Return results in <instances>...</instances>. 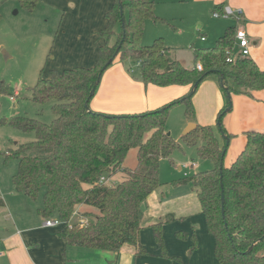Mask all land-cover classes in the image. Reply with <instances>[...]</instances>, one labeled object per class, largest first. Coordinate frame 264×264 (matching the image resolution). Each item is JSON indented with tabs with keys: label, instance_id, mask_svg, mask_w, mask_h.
Returning <instances> with one entry per match:
<instances>
[{
	"label": "trees",
	"instance_id": "16d2710c",
	"mask_svg": "<svg viewBox=\"0 0 264 264\" xmlns=\"http://www.w3.org/2000/svg\"><path fill=\"white\" fill-rule=\"evenodd\" d=\"M18 1L32 12L43 0ZM106 18L108 24L102 32L106 43L94 66L51 70L48 77L42 73L32 89L34 103L53 102L52 123L29 117L9 120L13 127L36 134V140L16 144L14 151L7 154V159L14 158L19 163L13 177L15 189L34 201L44 191L43 207L38 213L46 220L55 217L65 223L59 236L67 246L113 253L132 246L137 254H147L140 240L144 206L162 186L161 160L183 149L168 131L170 109L183 104L187 119L196 127L186 132L181 141L184 146L195 147L199 158L210 161L213 169L173 185H190L195 191L208 232L215 240L214 255L219 264H264V131H248L244 149L230 167L225 166L234 135L225 130L223 121L232 96L253 97L264 90V70L250 57L236 53L238 27L227 28L213 47L194 48L193 66L188 68L169 57L170 48L163 38L151 45L143 44L146 20H160L155 15L154 0H115ZM118 58L138 62L146 86H191V90L168 105L142 114L95 112L90 103L104 73ZM209 79L219 84L227 98L216 127L224 142L213 126L196 123L193 97L199 85ZM132 149L137 150L133 169L124 165ZM119 173L124 174L120 183H101L102 177L110 180ZM82 208L86 211L82 212ZM175 220L173 215H167L152 226L164 257L168 253L163 228ZM177 236L188 239L185 232ZM192 241L194 251L195 233Z\"/></svg>",
	"mask_w": 264,
	"mask_h": 264
},
{
	"label": "rangeland",
	"instance_id": "374dc122",
	"mask_svg": "<svg viewBox=\"0 0 264 264\" xmlns=\"http://www.w3.org/2000/svg\"><path fill=\"white\" fill-rule=\"evenodd\" d=\"M1 1L0 239L4 235L6 227L11 226L12 219L15 220L18 216L27 219L37 218L38 210L43 207L44 195L43 191L40 197L34 201L28 199L14 187L13 177L18 171L19 163L14 158L7 159V154L14 151L16 144L36 140V134L35 132H23L13 127L9 120L13 117H29L45 124L52 123L55 119L52 112L53 102L44 105L34 103L32 89L42 73L44 77H48L50 71L57 65L59 69H65L66 67L62 65H65L69 60L74 63L85 60L84 53L79 50L85 47L88 41L97 43L101 41L100 32L97 33L95 30L99 23H102L104 28L105 16L102 15L101 9L108 8L107 0H83L78 11H82L86 16L83 17V14L81 21H75V18L72 17L71 23L67 26L69 16L66 23L61 24L63 14L45 4H39L30 12L18 0ZM154 1L155 15L160 20L156 21L152 18L146 20L143 44L151 45L157 38H163L165 45L170 48L169 57L174 60L178 59L187 66L193 65L194 48L213 47L216 39L226 31L228 26L239 25V21L233 17L214 18V11L220 10H215V6H212L213 4L208 0ZM116 30L119 32L120 27L118 26ZM202 36L206 37L205 41H202ZM112 41L114 42V39ZM79 53L82 57L78 58ZM116 63L122 65L133 79L141 80L138 62L133 59L122 61L118 58ZM73 66L77 67V65ZM3 120L6 122H2ZM187 123L185 106L183 104L174 105L170 109L168 131L181 143L183 149L175 151L170 159L161 160L160 180L162 186L158 192H165L167 197L176 194V189H179L178 191L191 189L190 185H181L178 188L172 186L174 182L186 177L185 172L188 176H193L195 173L213 169V164L210 161L199 158L195 147L183 145L182 136L189 130ZM193 163L197 165L196 169L179 170L180 166ZM124 165L131 169L136 167V149L129 152ZM123 179L124 174L119 173L108 180L107 184L113 186ZM81 211L86 210L84 208ZM78 219L85 220L80 217ZM189 227L192 229L190 222ZM192 227L197 237L200 225L196 222ZM205 233L198 235L200 236L201 249L200 263L218 264L214 254L213 256L212 253L210 254V246L205 239L209 235L206 228ZM171 234L176 241L178 236L173 235V231ZM169 241H171L170 238ZM190 241L193 244V241ZM188 250L186 259L197 251V249L191 251V247ZM198 254L199 252L196 258Z\"/></svg>",
	"mask_w": 264,
	"mask_h": 264
},
{
	"label": "crops",
	"instance_id": "0c3cea01",
	"mask_svg": "<svg viewBox=\"0 0 264 264\" xmlns=\"http://www.w3.org/2000/svg\"><path fill=\"white\" fill-rule=\"evenodd\" d=\"M82 1L43 0L40 4L50 6L62 13L61 24L66 23L69 16L68 26L72 17L75 18V21H81L83 19L82 15L84 14L83 17L86 16L82 11H78ZM107 1L108 8L101 9L102 15L105 16L103 23L105 26L103 28L102 23H99L95 30L97 33L100 32L101 41L98 43L88 41L86 46L79 50L84 53L85 60L76 63L69 60L65 65L61 64L66 67L65 69H59L57 65L52 70L63 71L77 67L88 68L95 65L99 50L106 43L105 38L102 37V32L108 24L106 14L115 2V0ZM208 1L213 4L212 6H215V10L230 6L233 9L243 11L239 25L228 26L227 28L238 27L247 32L251 44L248 57L264 70V0ZM101 27L102 30H100ZM202 37L206 40L205 36ZM205 40L202 39V41ZM79 57H82L80 53L78 54ZM116 60L104 73L95 97L90 103L91 110L95 112L114 115L142 114L168 105L191 90V86H146L143 81L133 79L122 65L116 63ZM73 65H77V67ZM184 66L191 68L193 65ZM231 101L232 108L223 121L225 130L234 135L229 141L225 158V166L227 167L233 164L244 149L248 131H264V90L255 92L253 97L233 95ZM193 105L196 112V123L201 126H213L215 132L217 130L216 134L221 142H224L223 134L216 128L217 117L227 105V98L221 91L219 84L212 79L202 82L193 97ZM190 124L192 123L188 120V128ZM179 170H181V166ZM180 186L174 187L178 188ZM176 190V194L170 197H167L165 192L159 193L156 190L145 203V216L140 240L147 254H137L136 249L132 246L123 247L119 253L67 246L59 236L62 227L45 226L46 219L37 212V218L27 219L18 216L15 220L12 219L10 227H6L4 235L0 239V264H201L200 236L198 235L204 234L206 228L209 235L205 239L209 243L212 256L215 249V240L208 232L206 220L201 214V205L195 191L192 188L189 191ZM167 215H173L176 220L165 224L163 228L165 245L168 251V256L164 257L161 254L160 246L155 241L152 226L163 221ZM189 222L192 229L189 227ZM196 222L200 225L197 235V251L186 259L188 249L192 246L191 237L195 233L192 226ZM172 231L175 236L178 232H185L188 239L183 240L176 237L175 241L171 234ZM169 238L171 241H169ZM216 262L218 261L216 260Z\"/></svg>",
	"mask_w": 264,
	"mask_h": 264
},
{
	"label": "built area",
	"instance_id": "2783aa9c",
	"mask_svg": "<svg viewBox=\"0 0 264 264\" xmlns=\"http://www.w3.org/2000/svg\"><path fill=\"white\" fill-rule=\"evenodd\" d=\"M243 15V11L241 9H233L230 6H224L220 9V11H216L214 12L213 16L215 18H229V17H233L235 19H237L238 21L241 20V17ZM203 40H205L204 37H202ZM236 45H237V51L236 53L242 56H249L250 54V48H251V44L250 41L248 39L247 36V32L243 29V28H238L237 30V35H236ZM233 60V55L230 57L229 61ZM198 69L201 70V66L198 65ZM133 72V71H132ZM197 165L195 163L193 164H185L181 166V170H186V169H196ZM184 175L187 177L188 174L185 172ZM107 179L106 177H102L101 178V183H107ZM81 222H86V220H81ZM45 226L47 227H60V226H64L65 223L60 220L59 218H55V219H47L45 221Z\"/></svg>",
	"mask_w": 264,
	"mask_h": 264
},
{
	"label": "water",
	"instance_id": "95a60500",
	"mask_svg": "<svg viewBox=\"0 0 264 264\" xmlns=\"http://www.w3.org/2000/svg\"><path fill=\"white\" fill-rule=\"evenodd\" d=\"M118 51H119V49L117 50V52H118ZM111 63H112V60L109 61V63L107 64V66H108L109 64H111ZM107 66H106V67H107ZM106 67H105V68H106ZM197 87H198V85L196 84V85H195V88H197ZM231 108H232V104L229 106V108L227 109L226 112L230 111ZM195 127H196V125H195L194 123L190 124V126H189V130H188V131L194 129ZM222 188H223V185H222ZM224 199H225V196H224V193H223V191H222V201H223V203H224Z\"/></svg>",
	"mask_w": 264,
	"mask_h": 264
}]
</instances>
